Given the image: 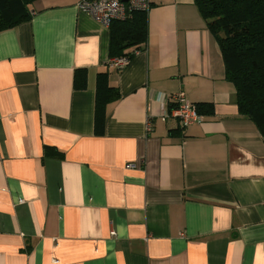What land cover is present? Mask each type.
Here are the masks:
<instances>
[{
    "label": "crops",
    "instance_id": "crops-1",
    "mask_svg": "<svg viewBox=\"0 0 264 264\" xmlns=\"http://www.w3.org/2000/svg\"><path fill=\"white\" fill-rule=\"evenodd\" d=\"M80 1L0 31V264H264V140L195 0H150L121 69ZM178 92L212 112L165 118Z\"/></svg>",
    "mask_w": 264,
    "mask_h": 264
},
{
    "label": "trees",
    "instance_id": "trees-1",
    "mask_svg": "<svg viewBox=\"0 0 264 264\" xmlns=\"http://www.w3.org/2000/svg\"><path fill=\"white\" fill-rule=\"evenodd\" d=\"M36 0H0V31L28 21ZM195 4L212 35L217 40L225 64L226 79L236 87L240 113L258 127L264 140V0H195ZM148 11L130 10L124 19L113 20L110 28L109 56L126 55L148 38ZM133 47V51L126 52ZM76 71L74 86L85 81ZM119 92L108 84L107 73H99L95 113V130L103 132L106 105ZM199 113L212 112L211 103H196Z\"/></svg>",
    "mask_w": 264,
    "mask_h": 264
},
{
    "label": "built area",
    "instance_id": "built-area-1",
    "mask_svg": "<svg viewBox=\"0 0 264 264\" xmlns=\"http://www.w3.org/2000/svg\"><path fill=\"white\" fill-rule=\"evenodd\" d=\"M150 5V0H81L78 3V7L82 11L104 26H109L113 20L126 18L130 10L148 11ZM133 52L135 54L137 50ZM130 60L129 56L121 55L110 58L108 63L113 67L121 69L128 65ZM169 100L171 106L164 114V117L176 118L181 127H187L204 119L203 115L199 113L196 104L190 102L183 92L171 95ZM136 166L135 162L127 164V167L130 168Z\"/></svg>",
    "mask_w": 264,
    "mask_h": 264
},
{
    "label": "water",
    "instance_id": "water-1",
    "mask_svg": "<svg viewBox=\"0 0 264 264\" xmlns=\"http://www.w3.org/2000/svg\"><path fill=\"white\" fill-rule=\"evenodd\" d=\"M122 1H126V0H122Z\"/></svg>",
    "mask_w": 264,
    "mask_h": 264
}]
</instances>
